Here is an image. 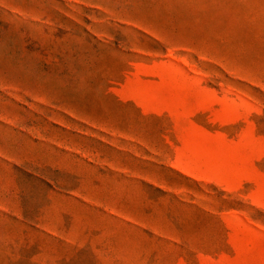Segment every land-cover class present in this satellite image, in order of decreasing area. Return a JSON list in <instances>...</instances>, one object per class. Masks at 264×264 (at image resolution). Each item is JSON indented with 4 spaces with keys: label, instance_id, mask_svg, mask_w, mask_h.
<instances>
[{
    "label": "rangeland",
    "instance_id": "1",
    "mask_svg": "<svg viewBox=\"0 0 264 264\" xmlns=\"http://www.w3.org/2000/svg\"><path fill=\"white\" fill-rule=\"evenodd\" d=\"M0 264H264V0H0Z\"/></svg>",
    "mask_w": 264,
    "mask_h": 264
}]
</instances>
